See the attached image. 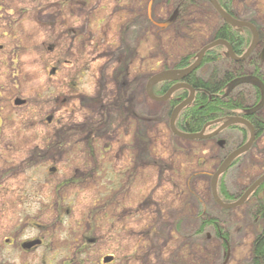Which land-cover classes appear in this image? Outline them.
Returning a JSON list of instances; mask_svg holds the SVG:
<instances>
[{
    "label": "rangeland",
    "instance_id": "rangeland-1",
    "mask_svg": "<svg viewBox=\"0 0 264 264\" xmlns=\"http://www.w3.org/2000/svg\"><path fill=\"white\" fill-rule=\"evenodd\" d=\"M16 2L17 6L3 2L0 25H17L24 34L20 46L26 58L20 62L14 80L20 95L31 104L13 109L20 129L19 145L15 146L19 151L18 172L23 187L20 190L24 192L29 187L32 172H50V168L57 172L46 187L50 192L46 214L37 217L44 222L46 231L26 230L21 234L22 239L43 234L46 244L30 255L21 253L19 263L63 264L67 259L66 264H100L102 256L110 254L115 257L114 264H251L253 241L261 230V223L253 214L254 201L225 210L214 201L211 190L212 176L224 155L235 150L244 136L237 130L225 131L217 137L222 146L214 140L176 136L170 129V106L146 94L153 75L176 69L182 57L196 51L199 54L204 45L212 42L213 31L223 20L210 1L196 0V4L188 6L185 13L188 15L178 26L174 22L175 8L184 0H67L65 8L63 0ZM144 2L146 6L140 16L139 7ZM117 4H129L131 8H118ZM231 8L238 19L259 26L264 37V0H232ZM76 35L79 39H74ZM65 37L69 47L66 58L71 62L67 65L60 63ZM263 54L261 43L256 55L264 76ZM54 68L57 73L51 75ZM231 68L223 61L205 66L198 75L208 79L213 72L220 76ZM244 69L251 74L253 67L245 65ZM124 79H128L130 86ZM251 84L238 82L230 95L241 97L245 105L252 107L255 90ZM46 85H50L49 91L44 89ZM118 90H126L125 103L138 118H133L122 105L103 108ZM66 107L68 127L78 126L82 130L78 136L68 131V138L59 145L62 124H66L63 117ZM7 108L11 110L5 107L6 111ZM261 114L264 116V106ZM49 116L54 117L52 124L47 121ZM134 136L143 139L134 142L137 148H146V172L154 174L147 184L146 217L140 209V174L144 166L139 151L133 153L134 142L130 139ZM45 137L59 143H52L46 150ZM33 152H45L46 157L33 158L30 156ZM3 165L0 172H7L5 162ZM74 172L80 173L78 180L82 186L68 183L56 190L63 178L67 176L70 180ZM158 172H163L165 185L155 189ZM172 172H175L174 188L168 180L172 179ZM129 173L133 174L131 183L126 179ZM263 173L264 134L222 176L233 196L226 201L238 200ZM109 174L115 175L119 184L115 189L117 214L113 222L106 210L97 208L102 193L94 190L100 185L106 188ZM30 202L35 214H39L42 205L37 199ZM61 208L73 213L62 219ZM88 210L94 212L91 215L99 212L98 219L103 220L105 231L96 237L98 243L90 254L74 256L81 243L77 230L85 225L86 217L81 219L78 211ZM208 218L218 219L229 234L227 251L214 227L202 225ZM109 223L113 232L108 230Z\"/></svg>",
    "mask_w": 264,
    "mask_h": 264
},
{
    "label": "flooded vegetation",
    "instance_id": "flooded-vegetation-1",
    "mask_svg": "<svg viewBox=\"0 0 264 264\" xmlns=\"http://www.w3.org/2000/svg\"><path fill=\"white\" fill-rule=\"evenodd\" d=\"M4 1L11 3L12 6H14V5L17 6L16 0H0V14L3 12V2ZM63 1H64L63 5L65 8L68 5L67 0H63ZM121 1H123V0H121ZM119 5L120 4H117L116 6L118 8H123V9H125V7L131 8L129 4H124V6H121V5L119 6ZM144 6H146V2H144L143 6L139 7L140 8L139 9V15L140 16L142 14L141 10ZM145 11H146L145 13L147 14V7H146ZM132 13L135 15L136 9H134L132 11ZM227 13H229V12H227ZM229 14L232 17L237 18V16L234 13L233 14L229 13ZM175 15H176V11H175ZM1 18H2V14L0 15V19ZM168 25H171L170 22H168ZM230 27H232V26H230ZM232 28L236 29V31H238V33L243 34V33L247 32V33L251 34V41H250V44L248 46V48H249L251 45V42H252V38H253L251 30L249 28H246V27H243V28L232 27ZM255 28H256L257 33H258L259 43H258L257 47L254 49V51L251 53V55L246 60L237 61V60L232 59V57L229 56V54H228L227 48L225 46H222L225 48L223 51L225 59L228 60L229 62L231 61V62L236 64L234 66V72H236L238 69L243 68V66H245V65H249L252 61L258 62V64L260 65V61L258 60L259 56L256 55V51H257V48L261 45V43H264V37H262V29L259 26H255ZM31 35L34 36V34H31ZM76 38L79 39V36L76 35V37H74V39H76ZM23 39H24L23 30L19 26L14 25V24H10L9 26L0 25V165L2 164L1 168L4 166L3 165L4 162H5V165H7V170H6L7 172H0V264H28L27 262L19 263L20 254L22 253V254L30 255V254L34 253L36 250L42 248L46 244V239L44 238L43 234L35 235V236H32L30 238H25V239L21 238V234H23V232L26 230H32V231L38 230L41 233H44L46 231V229L43 225L44 222H40L39 220H37V217L40 214H44V215L46 214L47 209H45V204L47 201H49V194L48 193H50L46 190V187L49 186L51 176L53 174L57 173V172H53V171H55V168H50L49 169L50 172H32V174L30 175V178H29V184H30L29 187H27L26 190L24 187V190H25L24 192L20 190L21 188L23 189V187H21L20 181H19V172H18V169H19V163H18L19 151L17 149H15V146L19 145L18 137L20 135V129H19V123L15 119L13 109H17V108L24 107V106L31 104V101L28 98H25L24 96L20 95L19 86L17 84V81L14 80L17 77L16 75H18V73H19L20 62H23L22 59L24 60V58H26L25 50L22 48V46H20V43H23L22 42ZM214 40H218V39H213L212 41H214ZM230 46L232 47V49H233V51L237 57H242L246 53V51L248 50V48H246V50L244 52L240 53V52H237L235 50V48L232 44H230ZM68 51H69L68 38L65 37V40L63 41L62 49L60 52V54L62 55L60 58L61 64L65 63L67 65L68 63H71L68 61V58H66V52H68ZM26 52H28V51H26ZM28 53L32 54V52H30V51ZM67 55H68V53H67ZM197 56H198V53L196 55V59H197ZM263 56H264V54H263ZM204 58H205V56H204ZM203 61H204V59H203ZM202 64H203V62H202ZM176 69H183V68H176ZM79 72H81V74H82V71H79ZM56 73H57L56 68L52 69L50 72L51 75H55ZM237 73H235V75ZM191 75H189V76H191ZM188 77H186L182 81H163L161 83H158L157 85L154 86L155 95L158 97L164 96L172 87H174L178 83H185V84L191 86L186 81ZM77 79H78V76H77ZM240 80H245L248 83H253V84H251V86L255 90V94H254L255 103L252 107H249V106L244 104V108L239 109V110L237 109L236 114L231 115L228 118L243 117L249 121L250 117L256 116V117L264 119V116L261 114V110L254 112V113H251V111L262 100V94L263 93H262V89H261V84L264 86V76H262V79H261V78H259V76L255 75L253 73V70H252L251 74H248L244 70V72H242L241 76H237L234 80H232L226 86L225 97L229 96L232 98H237V97L231 96L230 92L238 84V81H240ZM125 82L128 86H130V82H128V79H124V83ZM46 86L44 89L46 91H49L50 85H46ZM65 86L67 87L66 82H65ZM75 86H76V84H75ZM259 87L261 90V99L256 104V95H257L256 89ZM193 89L195 90V97H196V89L195 88H193ZM181 90H185V91L187 90L189 92L188 96L190 95V91L188 89H178L166 101H157V102H162V103H166L169 105L171 100L175 97L176 93L178 91H181ZM122 91H124V90H122ZM122 91L118 90L116 93V96L113 98L111 103L108 105L106 104V106H104L103 108L108 109L110 107H107V106L119 107L122 105L124 108L129 109V112L131 113V116H133V118H138L135 114H133V112H132L133 110L130 108L129 104L125 103L126 101H128V93L126 92V90L124 92H122ZM146 94H147V86H146ZM188 96L185 97L183 100H181L178 103V105L180 103H182L184 100H186L188 98ZM195 97H194V100H195ZM194 100H193V102H194ZM65 101L66 100H64V102ZM3 102H6V104H5L6 106L3 105ZM18 102H20V104H18ZM5 107H10L11 110H9L7 108L8 110L6 111ZM65 109H66V111L63 115L64 118L67 117L68 111H69V109L67 107ZM67 120H68V118L65 119L66 124H62V131L60 132V137L58 139V140H61V143L59 145L62 144V141H64L66 138H68L67 137L68 131H70V133L73 131L71 134H75V136H78L79 131L82 130V129L80 130L78 128V126H73L75 128L68 127ZM47 121L49 122V124H52L54 122V117L53 116L47 117ZM225 121L226 120L220 119L219 121L217 120V121L211 122V124L207 123L202 128V130L205 128V132H204L205 135L212 134ZM236 125H242V124H236ZM233 126H235V125H232L226 129H224L223 131H221L220 133H218L214 137H211V138H208L205 140H208V141L214 140L215 143L222 146L223 142L220 140H217V137L219 135H221L223 132L237 130L240 133H242V135H243L242 131L232 128ZM202 130L200 132H202ZM200 132H198V133H200ZM256 137H257V135H256ZM249 138H248V140H249ZM45 140H46V143L45 142L44 143L48 145V149H46V150L50 149V146L52 145V143H59V141L57 142V140L52 142L50 140V138H48V137H45ZM248 140L245 142V139L243 137L242 143L237 148H239L240 146L247 143ZM130 141H133V142L139 141L140 142V141H143V139H141L140 137L137 138L136 136H134L133 140L130 139ZM255 141H256V139H255ZM255 141H254V143H255ZM254 143H253V145H254ZM142 144L143 143H141L140 145H142ZM253 145H252V147H253ZM38 147H40V146H38ZM137 151H139V156L141 157L140 161H141L142 165L144 166L143 167L144 170L140 174V183H141L140 188H141V192H142L141 198H140V205H141L140 209L142 212L141 215L144 214V216L146 217L147 206H148L147 184H148L149 176L154 177V174L153 173L150 174L149 172H146V167L148 166L147 165V154L145 153L146 148H144L142 146L140 148L139 147L137 148V144L134 142L133 153L137 152ZM248 152H246V153H248ZM230 153L231 152H228L226 155H224L222 162L229 156ZM245 154H243V155H245ZM38 155L46 157L45 152H43V153L38 152L37 154L35 152H33L30 156L35 158V157H39ZM243 155L239 156L238 158L242 157ZM32 157H30V158L32 159ZM222 162H221V164H222ZM234 162L231 164L230 168L226 172H229L231 169H233L236 166V165H234ZM74 173H75V176L72 175L70 180H68V178L66 176L67 173H65L66 177H64L63 180L61 181L62 184H60L56 187V190H60V189H63V187H67L68 183H76V185L82 186L81 185L82 181L78 180V175L80 173H78V172H74ZM157 175H158V180H156L157 186L155 187V189H158L160 186L165 185L164 180H163V172H158ZM224 175H225V173L220 176L218 186L220 184L222 176H224ZM132 176H133V174L129 173V175L127 176L128 178L126 177V179L129 180L128 183H131ZM114 178H115V175L109 174V178L107 180L108 185L106 186V188L104 185L102 186V188H100L101 185L95 186V188H94V190L96 189L99 191L98 193H102L99 196L100 199L97 201V203H98L97 208L101 211L106 210L107 211L106 213H108V215L111 217V219H110L111 222H113L115 220L114 217H116V214H117L116 200H115V189L117 187H119V184L115 182ZM174 178H175V172H172V179H168V180L171 181V185L173 188L175 186ZM167 182L169 183V181H167ZM127 185L130 186V184H127ZM37 193H40V194H37ZM34 199H37L38 203L40 205H42L39 208V211H40L39 214H35L34 207L31 206V204H30L31 203L30 201L34 200ZM63 200H64V198H62V203H64ZM229 203H231V202H229ZM69 205L71 206V204H69ZM61 209L62 210L59 211V215L61 216L62 219H65L66 216L73 213V210H70V209L64 210L63 208H61ZM91 212L94 213L93 211H91ZM90 213H89V210L87 212L86 211H82V212L78 211V214H79L81 219L85 215H86V217L84 220L85 225H81L80 227H78V230H77L78 234L81 236V243L75 248L74 256H77L78 254L79 255L90 254L93 250V246H95L98 243V239L96 237L98 236V234L105 231L104 230L105 226L102 225L103 223L101 222L103 220L98 219L97 213H99V212L97 211V213H95V215H91ZM58 223L60 224L62 222L59 221ZM21 224H23V226H24V228H22V229H20ZM108 225L110 226V227H108V230H110V232H113L114 227H113L112 223L107 224V226ZM74 232H75V230H73V234H74ZM33 243H36V244L32 245ZM109 258H113V259L111 261H107V259H109ZM114 261H115V257L113 255L106 254V255L102 256V259L99 262H100V264H114ZM66 263H67V259H65L63 264H66Z\"/></svg>",
    "mask_w": 264,
    "mask_h": 264
},
{
    "label": "trees",
    "instance_id": "trees-1",
    "mask_svg": "<svg viewBox=\"0 0 264 264\" xmlns=\"http://www.w3.org/2000/svg\"><path fill=\"white\" fill-rule=\"evenodd\" d=\"M195 1L184 0V2H180V4L177 5V7L175 8L177 15V18H175L176 26L182 24L183 20L188 15L185 14L186 8L191 4H196ZM217 1L227 12L233 14V10L231 8L232 0ZM212 38L228 41L234 46L237 52L241 53L244 52L246 48H248L251 41V34L247 32L243 34L238 33L236 29H233L228 24L223 22L216 29V31H213ZM224 49V47L219 46L209 50L205 55L202 66L187 78L186 81L188 82V84L196 89V97L194 102L180 113L176 121V126L180 131L186 133H198L207 123H211L217 120L219 121L220 119L227 120L229 116L236 114L237 109L239 110L244 108V102L241 97H225L226 86L237 76H241L242 72H244L245 69H243V66V68L238 69L236 72H234V66L236 64L225 59V56L223 54ZM196 54L197 51L193 55L189 54L186 57H182L177 63L176 68L189 67L195 62ZM223 61L230 65L232 68L226 70L222 75L215 76L213 72L208 79H205L198 75V71L202 70L205 66L220 63ZM249 65L253 67V73L262 79L263 74L261 71V66L258 64V62L252 61ZM235 73L237 74L235 75ZM188 94L189 92L187 90L178 91L175 97L169 103L170 112L178 105L181 100L187 97ZM256 94L257 104L261 99L260 87L256 89ZM170 114L171 113H169V115ZM249 121L255 127L257 140L264 134V119L253 116L249 118ZM232 128L242 131L245 140H248V138L250 137V132L245 126L235 125ZM242 157L238 158L234 162V165H237ZM218 193L220 198L224 202H231V200L226 201L229 198H233V196L228 192L222 179L218 186ZM250 201H254L253 214L254 217L259 221V223H261V230L256 234L252 245L253 257L251 264H264V183L250 196L246 204ZM202 225L213 226L216 235L223 241V245L226 251L229 249V234L222 228L218 219L208 218L202 221Z\"/></svg>",
    "mask_w": 264,
    "mask_h": 264
},
{
    "label": "water",
    "instance_id": "water-1",
    "mask_svg": "<svg viewBox=\"0 0 264 264\" xmlns=\"http://www.w3.org/2000/svg\"><path fill=\"white\" fill-rule=\"evenodd\" d=\"M210 3L212 4L213 8L215 11L219 14L221 19L229 24L230 26L234 28H249L252 32L253 38L250 47L246 51V53L242 57H237L236 54L234 53L232 47L230 44L222 39L214 40L208 44H206L199 52L197 59L193 64H191L189 67L183 68V69H170V70H164L161 71L155 75H153L147 83V94L148 96L155 100V101H166L176 90L178 89H188L190 91V95L186 100H184L182 103H180L178 106L174 108L171 114V119H170V129L171 131L179 137L186 138V139H208L211 137H214L224 129L236 125V124H242L244 125L250 132V138L247 143L244 145L240 146L239 148L235 149L233 152L229 154V156L222 162V164L219 166L217 171L213 174L212 176V182H211V190H212V195L214 200L217 202L218 205H220L223 209L225 210H231L236 207H239L243 205L249 198L250 196L264 183V173L257 178L249 187L248 189L241 195V197L236 200L235 202L231 203H226L224 202L218 193V182L219 178L221 175L226 173V171L230 168L231 164L241 155L245 154L248 152L255 139H256V131L254 126L245 118L243 117H231L228 118L215 132L209 135H205V128L202 130L200 133H185L180 131L177 126H176V120L181 111L189 106L195 97V90L185 84V83H178L174 87H172L164 96L158 97L154 93V86L157 85L158 83H161L163 81H182L189 75H191L193 72L199 69V67L202 65L203 59L205 54L210 50L218 46H225L228 50L229 56L232 57V59L237 60V61H244L246 60L251 53L254 51V49L257 47L259 43V37L257 30L255 26L246 21L239 20L237 18L232 17L227 11L219 4L217 0H209ZM240 81H245V80H240ZM238 81V82H240ZM261 89H262V100L261 102L251 111V113L257 112L261 110V108L264 106V86L261 84ZM20 104V102H18ZM207 127V126H206ZM36 243H33L32 245H35ZM113 258L107 259V261H111Z\"/></svg>",
    "mask_w": 264,
    "mask_h": 264
}]
</instances>
